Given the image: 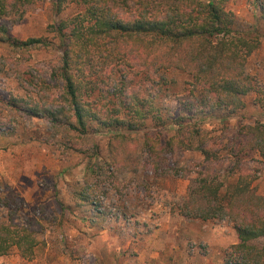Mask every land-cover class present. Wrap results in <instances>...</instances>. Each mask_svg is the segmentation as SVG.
Masks as SVG:
<instances>
[{"label": "trees", "instance_id": "trees-1", "mask_svg": "<svg viewBox=\"0 0 264 264\" xmlns=\"http://www.w3.org/2000/svg\"><path fill=\"white\" fill-rule=\"evenodd\" d=\"M38 1L44 0H0V46L11 52L1 57L12 61L19 75L30 71L24 61L32 50L52 45L45 37L21 40L11 32ZM51 1L58 18L48 31L58 37L61 55L50 77L41 80L38 100H20L28 106L26 112L48 117L75 144L92 129L100 131L94 123L106 128L110 163L120 170H137L139 146L133 132H144L141 147L150 152L156 169L172 167L178 175L183 151L201 153L202 170L179 205V214L190 220L228 219L238 242L226 250L225 264H264V195L253 185L258 176L240 155L247 150L264 160V123L240 128L249 137L239 150L232 148L231 158H226L233 168L227 170L218 135L185 111L174 114L158 105L160 95L171 93L168 74L176 71L190 78L196 105L243 109L244 96L260 89L247 62L264 40V0H253L260 13L250 30L238 28L237 16L226 6L229 0H80L84 8L72 18H59L66 0ZM192 105L181 101L184 109ZM150 116L156 129L171 134L153 136L147 128ZM225 172L227 184L221 178ZM82 200L89 204L92 199L88 195ZM2 206L9 203L0 196ZM38 223L19 222L13 212L5 215L0 220V257L13 248L22 257H32Z\"/></svg>", "mask_w": 264, "mask_h": 264}, {"label": "rangeland", "instance_id": "rangeland-1", "mask_svg": "<svg viewBox=\"0 0 264 264\" xmlns=\"http://www.w3.org/2000/svg\"><path fill=\"white\" fill-rule=\"evenodd\" d=\"M226 6L237 16L238 28L250 30L257 22L260 11L253 0H229ZM83 8L80 0H66L59 18H72ZM57 18L51 0L38 1L11 28L18 39L45 37L52 42L32 50L30 59L24 61L30 71L23 75L12 68V61L1 57L11 52L0 46V196L9 203V207H0V220L13 212L19 222H39L34 255L22 257L13 248L0 262L224 264L226 250L238 242L228 219L190 220L178 211L195 185L197 171L202 170L201 153L183 151L178 175L172 167L156 169L151 166L150 152L141 147L144 132H133L139 146L137 170H120L110 163L106 128L94 123L92 127L100 131L93 133L92 129L75 144L48 117L26 112L28 106L20 100H38L41 80L50 77L53 63L61 55L56 47L58 37L48 31ZM260 29L264 32V22H260ZM247 70L258 78L260 89L244 96L246 105L237 112L196 105L198 98L192 93L190 78L176 71L168 74V92L176 94L160 95L158 105L174 114L185 111L202 128L218 135L223 146L221 157L230 159L232 148L239 150L249 137L242 135L240 128L264 123V40L249 57ZM184 99L193 102L191 109L181 106ZM14 100L18 101L16 106L12 105ZM155 126L150 116L147 128L153 136L171 134ZM240 155L258 176L253 185L264 195V160L247 150ZM228 158L224 164L231 170ZM186 170L191 171L188 177H184ZM221 178L227 184L226 172ZM88 195L92 199L89 204L82 200Z\"/></svg>", "mask_w": 264, "mask_h": 264}, {"label": "crops", "instance_id": "crops-1", "mask_svg": "<svg viewBox=\"0 0 264 264\" xmlns=\"http://www.w3.org/2000/svg\"><path fill=\"white\" fill-rule=\"evenodd\" d=\"M234 243H236L235 241H234ZM222 261V260H221ZM223 262V261H222ZM224 264H225V258H224V262H223Z\"/></svg>", "mask_w": 264, "mask_h": 264}]
</instances>
